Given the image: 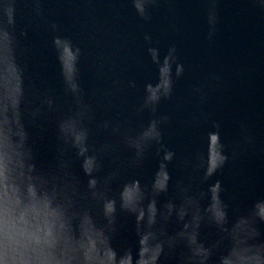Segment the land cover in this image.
I'll use <instances>...</instances> for the list:
<instances>
[{
	"label": "water",
	"instance_id": "95a60500",
	"mask_svg": "<svg viewBox=\"0 0 264 264\" xmlns=\"http://www.w3.org/2000/svg\"><path fill=\"white\" fill-rule=\"evenodd\" d=\"M0 264H264V0H0Z\"/></svg>",
	"mask_w": 264,
	"mask_h": 264
}]
</instances>
